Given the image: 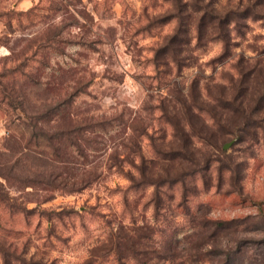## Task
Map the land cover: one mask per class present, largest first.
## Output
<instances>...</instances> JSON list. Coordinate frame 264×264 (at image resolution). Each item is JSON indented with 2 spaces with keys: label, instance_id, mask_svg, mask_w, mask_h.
I'll return each instance as SVG.
<instances>
[{
  "label": "clouds",
  "instance_id": "clouds-1",
  "mask_svg": "<svg viewBox=\"0 0 264 264\" xmlns=\"http://www.w3.org/2000/svg\"><path fill=\"white\" fill-rule=\"evenodd\" d=\"M0 264H264V0H0Z\"/></svg>",
  "mask_w": 264,
  "mask_h": 264
}]
</instances>
